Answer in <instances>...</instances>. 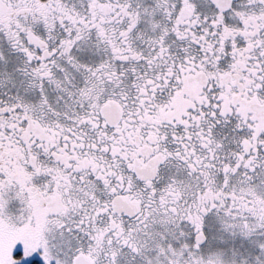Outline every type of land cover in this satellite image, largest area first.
Segmentation results:
<instances>
[{
    "label": "snow or ice",
    "instance_id": "6c2138e0",
    "mask_svg": "<svg viewBox=\"0 0 264 264\" xmlns=\"http://www.w3.org/2000/svg\"><path fill=\"white\" fill-rule=\"evenodd\" d=\"M0 264H264V0H0Z\"/></svg>",
    "mask_w": 264,
    "mask_h": 264
}]
</instances>
